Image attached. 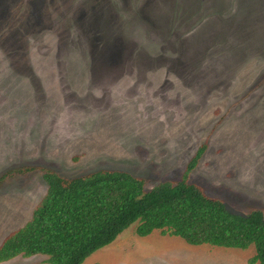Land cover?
Returning <instances> with one entry per match:
<instances>
[{
    "label": "rangeland",
    "instance_id": "rangeland-1",
    "mask_svg": "<svg viewBox=\"0 0 264 264\" xmlns=\"http://www.w3.org/2000/svg\"><path fill=\"white\" fill-rule=\"evenodd\" d=\"M203 145L188 182L264 214V0H0V243L30 219L46 170L125 172L149 191L178 183ZM134 230L82 264L255 254Z\"/></svg>",
    "mask_w": 264,
    "mask_h": 264
},
{
    "label": "trees",
    "instance_id": "trees-1",
    "mask_svg": "<svg viewBox=\"0 0 264 264\" xmlns=\"http://www.w3.org/2000/svg\"><path fill=\"white\" fill-rule=\"evenodd\" d=\"M206 148H198L178 183H161L149 191L125 172L97 171L64 179L44 171L45 194L26 224L0 243V263L18 256H44L46 264H82L135 225L139 237L158 231L190 246H252L255 254L248 264H264L263 212L230 215L222 201L188 182Z\"/></svg>",
    "mask_w": 264,
    "mask_h": 264
},
{
    "label": "water",
    "instance_id": "water-1",
    "mask_svg": "<svg viewBox=\"0 0 264 264\" xmlns=\"http://www.w3.org/2000/svg\"><path fill=\"white\" fill-rule=\"evenodd\" d=\"M225 210L227 211L228 214L233 215V216H239V217H245V214L235 210L231 206L227 205L226 203H223Z\"/></svg>",
    "mask_w": 264,
    "mask_h": 264
}]
</instances>
